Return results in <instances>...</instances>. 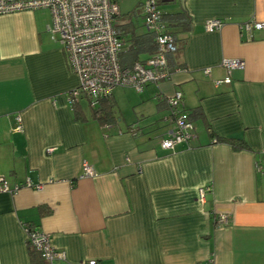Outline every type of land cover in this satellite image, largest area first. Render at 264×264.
<instances>
[{
  "label": "crops",
  "instance_id": "0c3cea01",
  "mask_svg": "<svg viewBox=\"0 0 264 264\" xmlns=\"http://www.w3.org/2000/svg\"><path fill=\"white\" fill-rule=\"evenodd\" d=\"M116 1L122 52L147 32L144 0L131 10ZM159 4L162 12L186 10L190 29L168 26L178 45L169 78L140 91L113 89L117 120L110 124L91 116L98 105L83 95L74 101L85 119L74 118L69 97L79 79L47 31L49 10L0 14V177L19 185L0 191V264L41 263L31 261L26 225L47 232L64 252L53 264H264V27H246L264 22V0ZM209 19L222 25L208 31ZM149 56L141 50L138 61ZM225 57L244 65L214 85L226 75ZM177 89L184 109L199 105L202 115L193 116L189 141L165 149L160 139L172 126L166 97ZM126 105L134 114L125 115ZM16 113L21 131L14 130ZM84 161L96 176H80ZM204 185L210 189L200 199ZM219 212L227 223L216 222Z\"/></svg>",
  "mask_w": 264,
  "mask_h": 264
},
{
  "label": "built area",
  "instance_id": "2783aa9c",
  "mask_svg": "<svg viewBox=\"0 0 264 264\" xmlns=\"http://www.w3.org/2000/svg\"><path fill=\"white\" fill-rule=\"evenodd\" d=\"M46 8L51 15V23L47 31L51 39L57 41L66 56L70 70L79 79L77 88L70 92V101L77 99L78 95L87 98L90 107H96L99 101L108 97L116 86H130L140 91L150 82H157L169 78L170 57L177 51L176 36L170 32L162 19V11L157 0H144L142 3L143 24L146 31L154 35L156 51L145 61H135L130 66H122L119 54L123 47L120 31L113 25L114 16L119 13L116 0H0V14L20 10H33ZM222 25L220 19H209L205 22L206 30L212 31ZM247 29H260L264 22L251 21L246 23ZM226 70V75L221 79L213 80L214 85L230 80V72L234 68H241L244 62L240 58L225 57L221 61ZM178 69V67L176 68ZM209 73V68L204 69ZM181 90H175L166 97L169 109L168 120L171 128L160 139V146L173 149L175 145L189 141L194 136V125L189 112L184 109ZM15 131L23 128L20 113H16ZM52 147L47 149L48 153ZM261 170L259 162L256 164ZM96 172L86 161L82 163L81 177H94ZM26 186L39 188L40 185L25 182ZM19 185L10 186L0 177V191L15 193ZM210 185L198 188V195L203 199ZM216 222L225 224L228 215L224 212L217 213ZM26 242L41 258V264H53L57 258L64 256L63 251L53 247L50 235L38 228L25 226ZM88 264H98L94 259Z\"/></svg>",
  "mask_w": 264,
  "mask_h": 264
},
{
  "label": "trees",
  "instance_id": "16d2710c",
  "mask_svg": "<svg viewBox=\"0 0 264 264\" xmlns=\"http://www.w3.org/2000/svg\"><path fill=\"white\" fill-rule=\"evenodd\" d=\"M162 19L166 23L167 29L168 26H170L171 24L179 25L181 27V30L184 31L190 29V19L188 15H186L183 11L163 12ZM132 41H133L132 47L126 51L120 52L119 54V62L122 66H130L135 61H137L139 59L138 54L141 50H147L148 52H150V56H151L157 49L156 44L154 42V35L149 31L135 36L132 39ZM115 106L116 103L112 98V93H111L108 97L103 98L99 101L98 107L91 108V116L98 119V121L102 124L114 123L117 120V116L115 114L116 113ZM72 109L74 112V118L76 120L82 121L85 119V116L83 115L82 110L79 108L77 102L73 101ZM195 115H202L199 105L193 109L192 113H189L190 119L192 121H193V116L195 117ZM216 139L219 141H224L229 143L235 149L246 146L245 141L241 138L218 137ZM29 251H30L31 261H34L36 257L38 260L40 259L39 261H41V258L39 257L38 253L33 248H31ZM32 264H38V262Z\"/></svg>",
  "mask_w": 264,
  "mask_h": 264
},
{
  "label": "rangeland",
  "instance_id": "374dc122",
  "mask_svg": "<svg viewBox=\"0 0 264 264\" xmlns=\"http://www.w3.org/2000/svg\"><path fill=\"white\" fill-rule=\"evenodd\" d=\"M121 2H123V6H126V8H129L130 10L137 4V2H138V0H120ZM157 2H158V5H160L161 7L163 6L162 4H159V0H157ZM136 9L138 10L139 8H138V6H136ZM133 88V87H132ZM82 105H83V107L84 108H86L87 106H86V103L82 100ZM126 106H128V105H126ZM123 107L124 108V110H125V115H130L131 113L132 114H134L133 113V111H132V107L130 106H128L129 107V109L127 108V107ZM138 107H136L135 109H137ZM140 114H138V116H139Z\"/></svg>",
  "mask_w": 264,
  "mask_h": 264
},
{
  "label": "water",
  "instance_id": "95a60500",
  "mask_svg": "<svg viewBox=\"0 0 264 264\" xmlns=\"http://www.w3.org/2000/svg\"><path fill=\"white\" fill-rule=\"evenodd\" d=\"M162 1H166V0H162ZM180 5L183 8V4H182V0H180ZM184 9V8H183ZM185 14H186V10H185ZM187 15V14H186ZM189 17V16H188ZM190 18V17H189Z\"/></svg>",
  "mask_w": 264,
  "mask_h": 264
}]
</instances>
